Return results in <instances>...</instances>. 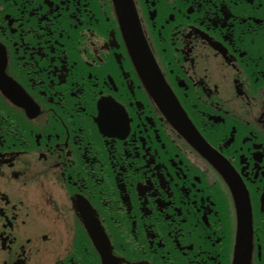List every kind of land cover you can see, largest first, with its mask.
<instances>
[{"label":"flooded vegetation","instance_id":"obj_1","mask_svg":"<svg viewBox=\"0 0 264 264\" xmlns=\"http://www.w3.org/2000/svg\"><path fill=\"white\" fill-rule=\"evenodd\" d=\"M133 3L172 87L202 92L188 71L221 70L223 99L191 113L226 171L152 116L109 0H0V264H102V233L108 264H231L232 182L264 264V0ZM111 97L129 118L107 133L94 117Z\"/></svg>","mask_w":264,"mask_h":264},{"label":"water","instance_id":"obj_2","mask_svg":"<svg viewBox=\"0 0 264 264\" xmlns=\"http://www.w3.org/2000/svg\"><path fill=\"white\" fill-rule=\"evenodd\" d=\"M244 245L243 234H238L237 243H236V252L234 255V264H246L248 258L244 252L241 251L242 246Z\"/></svg>","mask_w":264,"mask_h":264}]
</instances>
